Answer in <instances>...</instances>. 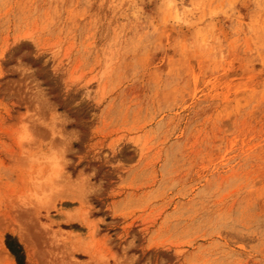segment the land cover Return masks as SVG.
Wrapping results in <instances>:
<instances>
[{
	"label": "rangeland",
	"instance_id": "374dc122",
	"mask_svg": "<svg viewBox=\"0 0 264 264\" xmlns=\"http://www.w3.org/2000/svg\"><path fill=\"white\" fill-rule=\"evenodd\" d=\"M21 63L34 70L24 79ZM28 80L79 133L46 207L25 197L47 174L50 134L36 128V158L15 139L35 110ZM82 170L103 182L98 195L73 182ZM8 234L24 264H264V11L252 0H0L7 249ZM2 249L0 264H19Z\"/></svg>",
	"mask_w": 264,
	"mask_h": 264
},
{
	"label": "clouds",
	"instance_id": "9594fccd",
	"mask_svg": "<svg viewBox=\"0 0 264 264\" xmlns=\"http://www.w3.org/2000/svg\"><path fill=\"white\" fill-rule=\"evenodd\" d=\"M252 3L255 11H264V0H252ZM16 71L21 74L22 79L34 72L33 69L24 66L22 63L17 67ZM26 84L28 85L26 91L31 102L35 105V110L21 114L19 123L16 125L15 139L18 147L26 150L33 158H36V153L32 150V146L36 145L40 140V137L36 134V128H45L50 134L49 140L45 142L47 151L43 153L47 163V174L43 177V183L40 187H34L25 197L35 207H46L55 199L58 191L62 190L65 178L71 175L68 172V168L73 162L68 157L72 151L73 143L79 140V133L74 130L66 131V127L71 121L65 114L49 107L50 102L45 89L40 86H33L32 80L26 81ZM86 97L92 99L91 89L87 90ZM42 107H48L49 116L45 117L41 114ZM28 112L33 113L34 117L38 119L29 116ZM95 175V171L86 174L82 170L76 178L72 177L75 184L82 182L88 198L92 195H98L102 190L103 182L100 184L93 183ZM134 247H136V238L132 237L128 244L124 246V252L125 249L129 251Z\"/></svg>",
	"mask_w": 264,
	"mask_h": 264
},
{
	"label": "trees",
	"instance_id": "16d2710c",
	"mask_svg": "<svg viewBox=\"0 0 264 264\" xmlns=\"http://www.w3.org/2000/svg\"><path fill=\"white\" fill-rule=\"evenodd\" d=\"M6 245L10 252L15 256L19 264H24V251L22 245L11 234L7 235Z\"/></svg>",
	"mask_w": 264,
	"mask_h": 264
},
{
	"label": "bare ground",
	"instance_id": "6f19581e",
	"mask_svg": "<svg viewBox=\"0 0 264 264\" xmlns=\"http://www.w3.org/2000/svg\"><path fill=\"white\" fill-rule=\"evenodd\" d=\"M25 233V232H24ZM26 234V233H25ZM22 235V234H21ZM24 236L22 235L21 238H23ZM26 237V236H25ZM1 247V246H0ZM3 248L2 250L5 251L6 253V257L8 258V260L12 261L13 262V255L8 251V249L2 244V247ZM0 248V249H1Z\"/></svg>",
	"mask_w": 264,
	"mask_h": 264
}]
</instances>
